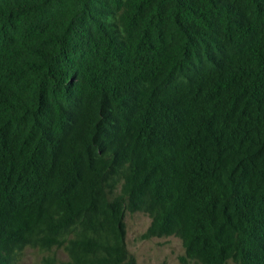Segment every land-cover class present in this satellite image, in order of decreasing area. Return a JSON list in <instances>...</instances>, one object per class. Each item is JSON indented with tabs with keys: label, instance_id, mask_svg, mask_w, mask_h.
<instances>
[{
	"label": "trees",
	"instance_id": "trees-1",
	"mask_svg": "<svg viewBox=\"0 0 264 264\" xmlns=\"http://www.w3.org/2000/svg\"><path fill=\"white\" fill-rule=\"evenodd\" d=\"M127 212L264 264V0H0V264H138Z\"/></svg>",
	"mask_w": 264,
	"mask_h": 264
},
{
	"label": "rangeland",
	"instance_id": "rangeland-1",
	"mask_svg": "<svg viewBox=\"0 0 264 264\" xmlns=\"http://www.w3.org/2000/svg\"><path fill=\"white\" fill-rule=\"evenodd\" d=\"M125 223L127 246L138 264H182L181 258L185 256V250L180 239L176 237L143 238L151 224L150 217L143 213L127 212ZM50 257L56 259L59 264L68 260L63 250L45 252L27 248L18 256L16 264H43L44 260Z\"/></svg>",
	"mask_w": 264,
	"mask_h": 264
}]
</instances>
